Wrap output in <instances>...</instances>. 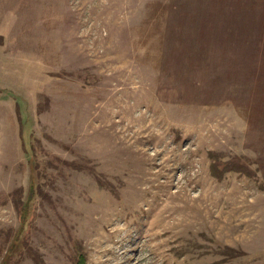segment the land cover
Here are the masks:
<instances>
[{"label": "rangeland", "instance_id": "1", "mask_svg": "<svg viewBox=\"0 0 264 264\" xmlns=\"http://www.w3.org/2000/svg\"><path fill=\"white\" fill-rule=\"evenodd\" d=\"M0 264H264V0H0Z\"/></svg>", "mask_w": 264, "mask_h": 264}, {"label": "trees", "instance_id": "2", "mask_svg": "<svg viewBox=\"0 0 264 264\" xmlns=\"http://www.w3.org/2000/svg\"><path fill=\"white\" fill-rule=\"evenodd\" d=\"M238 160V159H237ZM233 164V167L231 166ZM234 169L236 171L245 172V170L248 172V169H246L243 166H240L239 163H223V164H212L211 165V174L217 178H221L228 170ZM80 261V260H79Z\"/></svg>", "mask_w": 264, "mask_h": 264}]
</instances>
